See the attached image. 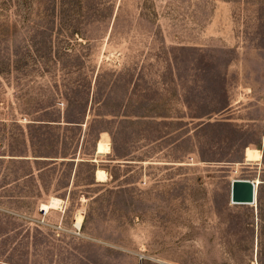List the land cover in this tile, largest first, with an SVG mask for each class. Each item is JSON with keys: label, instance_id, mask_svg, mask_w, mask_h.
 Masks as SVG:
<instances>
[{"label": "rangeland", "instance_id": "rangeland-1", "mask_svg": "<svg viewBox=\"0 0 264 264\" xmlns=\"http://www.w3.org/2000/svg\"><path fill=\"white\" fill-rule=\"evenodd\" d=\"M258 63L264 0H0V264H264Z\"/></svg>", "mask_w": 264, "mask_h": 264}, {"label": "crops", "instance_id": "crops-1", "mask_svg": "<svg viewBox=\"0 0 264 264\" xmlns=\"http://www.w3.org/2000/svg\"><path fill=\"white\" fill-rule=\"evenodd\" d=\"M259 66H264V63H258ZM261 77V76H260ZM262 78V77H261ZM261 82V80H259ZM253 96L249 95V98L251 99ZM234 99V98H233ZM241 101L239 99H235V100H232V102L230 103V107L232 108H237L239 107L238 104L240 103ZM257 107H259V109H256ZM232 111H236V109H233ZM243 114L246 115L245 119L246 121H248V126L250 128H253V127H259L263 132L261 134V139H259V143H261L262 147H263V150L262 151V154H263V158H264V92H260L259 93V96H257V102L255 104H252V102H249L248 106H246L244 109H243ZM260 115L259 118L256 117V115ZM106 133L105 131L101 132L99 134V139L102 138V134ZM101 137V138H100ZM103 140V139H101ZM100 140L97 141L96 145H95V153L96 155L97 154V144ZM259 149V148H258ZM99 156V155H98ZM57 160H60V159H57ZM61 160H63L61 158ZM94 161L97 162V158L95 159H92ZM73 161H76V160H73ZM264 161L261 157L260 160L256 161V164L259 165V162H262ZM261 174L264 173V166L262 167V170L260 172ZM95 178L97 179V172L95 174ZM251 181H255V179H250ZM258 188V187H257Z\"/></svg>", "mask_w": 264, "mask_h": 264}, {"label": "water", "instance_id": "water-1", "mask_svg": "<svg viewBox=\"0 0 264 264\" xmlns=\"http://www.w3.org/2000/svg\"><path fill=\"white\" fill-rule=\"evenodd\" d=\"M256 185L249 179H234L231 183V201L237 204L255 202Z\"/></svg>", "mask_w": 264, "mask_h": 264}, {"label": "bare ground", "instance_id": "bare-ground-1", "mask_svg": "<svg viewBox=\"0 0 264 264\" xmlns=\"http://www.w3.org/2000/svg\"><path fill=\"white\" fill-rule=\"evenodd\" d=\"M110 152V143H105V142H99L98 144V151H97V154L98 155H106V154H109ZM106 173L103 169H98L97 170V180L98 181H105L106 180ZM234 180V179H233ZM232 180V181H233ZM255 185H256V194H255V202L254 203H248L247 205H255L256 204V195H257V187L258 185L260 184V180L258 179H255ZM232 183V182H231ZM233 204H237V203H234ZM46 209V208H45ZM47 210V209H46ZM47 212H49L47 210ZM82 225H83V222L81 220V218H76V221H75V226L77 229H80L82 228Z\"/></svg>", "mask_w": 264, "mask_h": 264}, {"label": "built area", "instance_id": "built-area-1", "mask_svg": "<svg viewBox=\"0 0 264 264\" xmlns=\"http://www.w3.org/2000/svg\"><path fill=\"white\" fill-rule=\"evenodd\" d=\"M245 179H249V178H245ZM250 180V179H249ZM253 181V180H252ZM254 182V181H253ZM255 183V182H254ZM42 211H43V213L45 214L46 213V209L45 208H43V209H41Z\"/></svg>", "mask_w": 264, "mask_h": 264}]
</instances>
